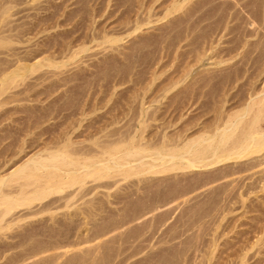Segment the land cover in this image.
Instances as JSON below:
<instances>
[{"label": "rangeland", "instance_id": "374dc122", "mask_svg": "<svg viewBox=\"0 0 264 264\" xmlns=\"http://www.w3.org/2000/svg\"><path fill=\"white\" fill-rule=\"evenodd\" d=\"M8 3L0 86L20 64H45L0 87L3 175L67 133L85 146L95 138L143 143L147 152L182 147L262 85L264 0ZM261 161L127 179L112 172L90 181L72 208L61 200L36 216L29 208L11 214L0 229V264H204L212 250L211 264H237L239 252L248 253L246 264H264Z\"/></svg>", "mask_w": 264, "mask_h": 264}, {"label": "bare ground", "instance_id": "6f19581e", "mask_svg": "<svg viewBox=\"0 0 264 264\" xmlns=\"http://www.w3.org/2000/svg\"><path fill=\"white\" fill-rule=\"evenodd\" d=\"M9 1L11 2V0H8L7 4H9L8 3ZM5 2H0V3H2L3 5V3ZM7 4L3 5L0 8V22H3L2 20L5 17H8V15L11 16L13 3L12 6ZM1 27L2 26H0V30ZM1 34L2 32H0V44L5 45L4 43L6 44L9 43L10 38L1 37ZM43 63L40 61L32 65H27L25 63L20 64L14 70H12L11 72H6L1 77V86L2 87L5 86L6 88L7 85H11V83L16 81L17 79L19 80L20 77L23 78V79L21 78L22 80L26 79L25 77L27 75L24 76L22 70H24L25 74L28 71L33 75L34 72H36L39 68L43 66ZM237 69L239 68L237 67ZM263 72L264 71L259 72V76H261ZM260 84H262L260 87L254 86L251 88L250 92L247 94V98L243 102H241V104H239V106L236 109L233 107L231 111L229 112L226 111L228 113H225V111L224 112L221 111L219 115L217 116L215 115L217 119L214 124L212 123V125H207L206 127L202 128L201 131L198 130V132L199 131L200 132L195 136L188 138L189 140H187V142L182 147L177 145L180 147V148L178 147V149L176 148L177 146H175V148L171 147L172 148L171 149L169 147V150H167V146H166V147H162V149L158 150L157 152H151V151L147 152L149 151L148 146L143 145V143L142 145L133 144V146H128V144L122 143L123 140H120L118 141V143H111L110 145L105 146L106 144L105 141L98 142L97 139L95 138L92 140L93 146H89V145L85 146L82 145L81 142L78 143L73 141L71 136L68 135V133L65 134L61 139L62 141L59 142V144L61 145H55V148L47 146V148L34 153L30 157L27 156L28 158L24 161L22 160L23 162H21L19 165L17 164L18 166L17 167L15 166L14 169L11 166L13 170L7 174L3 175V172L0 171V229L2 230L10 226L9 223L12 220V218H10L11 219L10 220L9 217L11 216V214L14 215V213H16L15 211L21 210L22 208H29L31 210V212H29V210L27 211L28 213L25 212L26 215L29 216L30 215L36 216V214L41 212L43 213V211L45 210L51 211V209H53L52 208L53 205L57 204L61 200L62 201L64 200L65 204L63 205H65L67 208H72L73 199H75L78 193H80L83 189H85V187L90 181L92 182L101 181L105 179V177H109L112 172H114L115 175H120V176L125 175L124 178L123 176L121 177L123 179H127L129 177H132L133 175L139 176L148 173L156 174L178 168L179 169L203 168V167L205 168L226 161L251 159V158L253 159V158H257L258 155L263 156L264 155V77L262 78ZM5 88H2L3 91L0 89L2 91L1 92L2 96L4 95L3 92ZM8 89H6V91ZM5 102H10V101H5ZM1 105L3 106L4 104L1 103L0 101V107ZM145 112L146 110L143 105L141 111L142 116L145 114ZM23 150L24 149L22 148L21 152ZM119 152L122 153L120 154ZM106 154L108 155L107 157H105ZM262 164L264 165V161L260 162V165ZM261 170L262 169H260V171ZM261 172H263V174ZM261 172H259L262 174L261 177L257 176L260 179L258 178L257 179L262 181L264 184V169ZM231 173L235 174L236 171H232ZM255 173L256 175L258 174L257 172ZM232 174L231 176H233ZM102 184L104 183L99 184L100 187ZM57 195L60 198L59 197L56 198ZM39 204L43 205L40 208V210L38 209V211H32L33 208L36 205L38 206ZM18 214L19 213H17V215ZM20 216L22 215L20 214ZM212 251L209 253L207 252L204 255V260L205 263L207 264H211V261L216 259V256ZM237 254H238L237 258L239 259V261L238 263L236 261V263L246 264L248 261L247 258L248 253L239 252ZM225 264H229V263H225Z\"/></svg>", "mask_w": 264, "mask_h": 264}]
</instances>
